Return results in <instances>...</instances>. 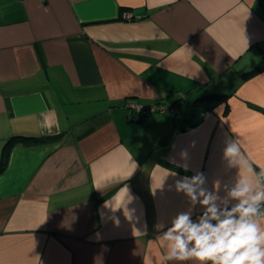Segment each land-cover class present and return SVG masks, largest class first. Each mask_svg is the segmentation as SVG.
<instances>
[{
    "label": "crops",
    "instance_id": "obj_1",
    "mask_svg": "<svg viewBox=\"0 0 264 264\" xmlns=\"http://www.w3.org/2000/svg\"><path fill=\"white\" fill-rule=\"evenodd\" d=\"M263 51L260 0H0V145L61 133L8 150L0 264H170L172 176L233 182L227 139L264 168Z\"/></svg>",
    "mask_w": 264,
    "mask_h": 264
},
{
    "label": "clouds",
    "instance_id": "obj_2",
    "mask_svg": "<svg viewBox=\"0 0 264 264\" xmlns=\"http://www.w3.org/2000/svg\"><path fill=\"white\" fill-rule=\"evenodd\" d=\"M180 156L188 172L189 152ZM223 161L225 168L237 171L231 183L216 179L209 186L207 175L199 170L191 176H172L174 184L168 190L182 195L187 207L169 223L155 225L170 264H264V168L255 172L238 139L225 141ZM245 167L254 180L238 175Z\"/></svg>",
    "mask_w": 264,
    "mask_h": 264
},
{
    "label": "trees",
    "instance_id": "obj_3",
    "mask_svg": "<svg viewBox=\"0 0 264 264\" xmlns=\"http://www.w3.org/2000/svg\"><path fill=\"white\" fill-rule=\"evenodd\" d=\"M260 2L263 5L264 8V0H260ZM264 69V51L261 54V58L259 62L251 69H248L245 71V73H251V72H256L259 70ZM212 93L205 94V96H211ZM214 95H218L220 97H226V94H218L215 93ZM213 95V96H214ZM203 96V95H202ZM179 100H175L173 102L172 106H175L178 103ZM194 122L189 123V126H193ZM60 134H33L30 132H25V131H15L11 133L4 141L3 147H2V152L0 155V172L5 168L7 165V160H8V150L12 145L15 143L22 141V142H33V143H41V142H52L55 140H58L60 137Z\"/></svg>",
    "mask_w": 264,
    "mask_h": 264
},
{
    "label": "built area",
    "instance_id": "obj_4",
    "mask_svg": "<svg viewBox=\"0 0 264 264\" xmlns=\"http://www.w3.org/2000/svg\"><path fill=\"white\" fill-rule=\"evenodd\" d=\"M129 107L133 109L132 111H137L139 113H149L156 110H164L166 108L163 104L143 105L138 103H131L129 104Z\"/></svg>",
    "mask_w": 264,
    "mask_h": 264
},
{
    "label": "rangeland",
    "instance_id": "obj_5",
    "mask_svg": "<svg viewBox=\"0 0 264 264\" xmlns=\"http://www.w3.org/2000/svg\"><path fill=\"white\" fill-rule=\"evenodd\" d=\"M2 145V144H1ZM0 145V150L2 149V146Z\"/></svg>",
    "mask_w": 264,
    "mask_h": 264
},
{
    "label": "water",
    "instance_id": "obj_6",
    "mask_svg": "<svg viewBox=\"0 0 264 264\" xmlns=\"http://www.w3.org/2000/svg\"><path fill=\"white\" fill-rule=\"evenodd\" d=\"M177 111H180V109H178Z\"/></svg>",
    "mask_w": 264,
    "mask_h": 264
}]
</instances>
